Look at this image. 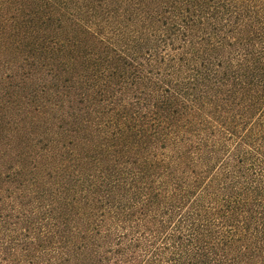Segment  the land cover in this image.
I'll return each instance as SVG.
<instances>
[{"label":"trees","instance_id":"1","mask_svg":"<svg viewBox=\"0 0 264 264\" xmlns=\"http://www.w3.org/2000/svg\"><path fill=\"white\" fill-rule=\"evenodd\" d=\"M0 264H264V0H0Z\"/></svg>","mask_w":264,"mask_h":264}]
</instances>
